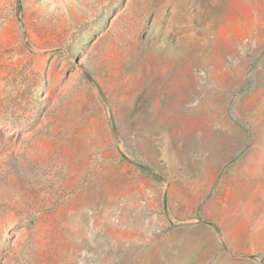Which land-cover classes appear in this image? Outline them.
<instances>
[{
	"label": "rangeland",
	"instance_id": "rangeland-1",
	"mask_svg": "<svg viewBox=\"0 0 264 264\" xmlns=\"http://www.w3.org/2000/svg\"><path fill=\"white\" fill-rule=\"evenodd\" d=\"M0 264H264V0H0Z\"/></svg>",
	"mask_w": 264,
	"mask_h": 264
},
{
	"label": "trees",
	"instance_id": "trees-1",
	"mask_svg": "<svg viewBox=\"0 0 264 264\" xmlns=\"http://www.w3.org/2000/svg\"><path fill=\"white\" fill-rule=\"evenodd\" d=\"M137 167L140 171H142L144 174L150 176V177H156L155 174H153V171L146 165L137 164Z\"/></svg>",
	"mask_w": 264,
	"mask_h": 264
}]
</instances>
